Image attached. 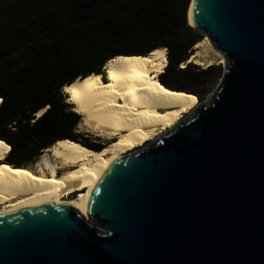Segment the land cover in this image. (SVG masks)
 Returning a JSON list of instances; mask_svg holds the SVG:
<instances>
[{
	"label": "water",
	"instance_id": "obj_1",
	"mask_svg": "<svg viewBox=\"0 0 264 264\" xmlns=\"http://www.w3.org/2000/svg\"><path fill=\"white\" fill-rule=\"evenodd\" d=\"M190 4L226 62L214 96L99 170L88 220L52 201L1 214L0 264H264V0Z\"/></svg>",
	"mask_w": 264,
	"mask_h": 264
},
{
	"label": "trees",
	"instance_id": "obj_2",
	"mask_svg": "<svg viewBox=\"0 0 264 264\" xmlns=\"http://www.w3.org/2000/svg\"><path fill=\"white\" fill-rule=\"evenodd\" d=\"M189 4L190 0H17L13 8H0V144L9 150L6 163L19 168L58 141L85 152L98 151L99 146L84 148L69 136L78 116L70 113L62 88L79 77L102 75L104 64L118 56L138 58L164 50L166 66L155 85L200 101L193 85L207 83L216 67L184 65L203 39L188 25ZM41 109L43 114L35 117Z\"/></svg>",
	"mask_w": 264,
	"mask_h": 264
},
{
	"label": "bare ground",
	"instance_id": "obj_3",
	"mask_svg": "<svg viewBox=\"0 0 264 264\" xmlns=\"http://www.w3.org/2000/svg\"><path fill=\"white\" fill-rule=\"evenodd\" d=\"M191 4L187 9L189 25ZM193 49L195 55L187 63L195 60L206 67L226 64L206 38ZM164 66L162 49L138 58L118 56L104 64L102 75L79 77L63 86L70 111L80 117L78 132L99 139L101 148L85 152L78 145L58 141L42 152L37 170L32 172L6 164L9 150L0 144V215L52 201L54 205L67 204L88 220L86 204L95 174L110 161L131 155L147 135L156 140L167 133L182 115L193 110L191 97L173 95L155 85ZM44 111L38 110L35 117Z\"/></svg>",
	"mask_w": 264,
	"mask_h": 264
},
{
	"label": "rangeland",
	"instance_id": "obj_4",
	"mask_svg": "<svg viewBox=\"0 0 264 264\" xmlns=\"http://www.w3.org/2000/svg\"><path fill=\"white\" fill-rule=\"evenodd\" d=\"M17 2V0H0V8H13V4L14 3H16ZM190 2H191V0H190ZM189 6V5H188ZM203 38H205L204 36H203ZM195 49H193V51H192V54H194L195 55ZM196 58L199 60V58L196 56ZM192 63H194V64H196L197 65V63H195V60L194 61H192ZM203 63H204V61H203ZM186 64H189V63H187L186 62ZM186 64H184V65H186ZM184 65H182V67L184 66ZM213 66H214V68H215V71H214V73H213V77H211L210 79H209V81L207 82V83H205V84H197V83H194V89H195V91H196V93L201 97L200 98V101H195V103L193 102V110L192 111H190V112H188V113H186V114H184V115H182L181 117H180V121H178V122H182L183 120H186L189 116H190V114H192L193 113V111L195 110V108H197V106L198 105H200V104H202V103H206L210 98H212L213 96H214V94H215V92H216V90H217V88H218V86H219V83L221 82V80H222V76H223V68H224V66L225 65H220L219 67H218V65H216V63L215 64H212ZM197 66H199V68L200 69H204V68H206V66H204V65H202V66H200V65H197ZM218 67V68H217ZM218 69H219V71H218ZM178 88H180V87H178ZM189 88L188 87H186V89L185 90H188ZM185 90H181L180 89V93L181 94H187L188 92H186ZM65 94V93H64ZM189 94H191V93H189ZM65 96H66V94H65ZM69 106H70V104H69ZM70 110H71V106H70ZM69 110V111H70ZM70 113H72L71 111H70ZM79 121H80V117L78 116V122H77V125L73 128V130H72V132H71V135H69L70 137H72L73 139H76V140H78V141H74V142H77V143H84L85 145L84 146H86V147H84V148H87V147H89L88 149H90V147L91 148H93V149H95V148H98V144H97V142H100V140L99 139H95V138H93V137H91V136H89V135H85L84 133L82 134L81 132H78L79 130H78V128H77V126H79ZM177 122V123H178ZM175 125H176V123H175ZM174 125V126H175ZM78 133H77V132ZM146 140H145V142L144 143H142V145L137 149V150H135L134 152H129L130 154H134V153H136V152H138L139 150H141V149H143L147 144L149 145V144H151V143H153L154 141H155V139L152 137V136H146V138H145ZM79 143V144H80ZM103 144H106V142H103ZM82 145V144H81ZM80 145V146H81ZM98 145V146H97ZM83 147V146H82ZM99 148H101V146H99ZM88 149H86V150H88ZM97 150V149H96ZM9 153V152H8ZM43 154L41 153V155L40 156H38V157H36L33 161H31V162H25V163H20V167L21 168H23V167H25V168H28V169H30L32 172H34V171H36L37 170V165H38V162H39V159H40V157L42 156ZM6 159H4V162L6 163V161H5ZM7 164V163H6Z\"/></svg>",
	"mask_w": 264,
	"mask_h": 264
},
{
	"label": "flooded vegetation",
	"instance_id": "obj_5",
	"mask_svg": "<svg viewBox=\"0 0 264 264\" xmlns=\"http://www.w3.org/2000/svg\"><path fill=\"white\" fill-rule=\"evenodd\" d=\"M9 161H11L10 159H9ZM20 165V164H19Z\"/></svg>",
	"mask_w": 264,
	"mask_h": 264
}]
</instances>
